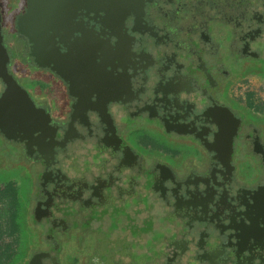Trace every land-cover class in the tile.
Here are the masks:
<instances>
[{"label": "flooded vegetation", "instance_id": "af4514ba", "mask_svg": "<svg viewBox=\"0 0 264 264\" xmlns=\"http://www.w3.org/2000/svg\"><path fill=\"white\" fill-rule=\"evenodd\" d=\"M25 10L0 0V264H264V0L79 10L60 72Z\"/></svg>", "mask_w": 264, "mask_h": 264}, {"label": "water", "instance_id": "95a60500", "mask_svg": "<svg viewBox=\"0 0 264 264\" xmlns=\"http://www.w3.org/2000/svg\"><path fill=\"white\" fill-rule=\"evenodd\" d=\"M135 4L136 0H26L17 31L32 43L36 57H49L53 69L60 72L65 66L56 43L71 34L70 23L79 10L103 12L109 22L113 17L122 18Z\"/></svg>", "mask_w": 264, "mask_h": 264}, {"label": "rangeland", "instance_id": "374dc122", "mask_svg": "<svg viewBox=\"0 0 264 264\" xmlns=\"http://www.w3.org/2000/svg\"><path fill=\"white\" fill-rule=\"evenodd\" d=\"M239 110L242 112L244 117H246L247 119H249L251 121H254L252 112L244 111L241 108H239ZM237 145H239V148H240L241 144L237 143ZM237 156H239L238 158H242V156H244V155L243 154L240 155L239 153H237ZM146 200L148 201V197H146L144 199L143 203L146 204V202H147ZM133 202H134V203H132L133 205L137 203V201H133ZM132 204L124 205L123 211H122L124 213H122L120 211L122 214L120 213L119 217L117 215L112 216L110 214H107L106 217L103 218L104 223L107 224V226H106L107 233H109V231H110V233H109L110 237H115L116 235H118L119 231H113L112 228L116 227L117 225L119 226L124 222V220H123L124 215L132 214V212H133ZM151 204H152L151 211H152V214L154 216V219L152 220L150 227H149L152 229L151 235H154L156 233L159 234L161 232H167L169 229L168 225L172 224L171 220H168V219L164 220V218L162 217V214H161L163 211L162 206L158 202L152 201ZM7 240H8V238L5 237V241H7ZM23 254L24 253L21 254V257L23 256ZM23 258H25V257H23Z\"/></svg>", "mask_w": 264, "mask_h": 264}]
</instances>
